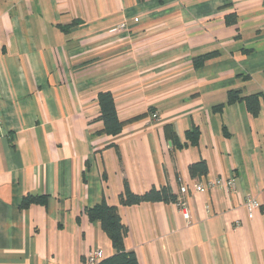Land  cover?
I'll list each match as a JSON object with an SVG mask.
<instances>
[{
  "label": "crops",
  "instance_id": "0c3cea01",
  "mask_svg": "<svg viewBox=\"0 0 264 264\" xmlns=\"http://www.w3.org/2000/svg\"><path fill=\"white\" fill-rule=\"evenodd\" d=\"M125 183L177 200L123 205ZM101 202L139 264H264V0H0V264L108 258Z\"/></svg>",
  "mask_w": 264,
  "mask_h": 264
},
{
  "label": "trees",
  "instance_id": "16d2710c",
  "mask_svg": "<svg viewBox=\"0 0 264 264\" xmlns=\"http://www.w3.org/2000/svg\"><path fill=\"white\" fill-rule=\"evenodd\" d=\"M205 56L196 59V64H201ZM252 97V96H251ZM251 97H246L249 106ZM99 103L101 108L100 120L104 123L103 131L107 134H117L121 131L123 122L119 119L115 106L114 96L111 91H101L99 93ZM252 107V106H250ZM189 130L188 136L196 138V132ZM175 135L173 134V138ZM174 140V139H173ZM190 172L193 176L205 175L208 172L206 161L200 160L190 165ZM177 195L172 193L169 188L152 187L144 193L133 192L128 183H125L124 189L120 195V201L123 205H130L144 201H176ZM45 203L46 197L42 195L29 194L22 201L23 206L30 203ZM87 213L91 218L100 221L102 228L111 238L114 253L99 264H139L136 254L132 251H126L124 240L127 233V227L123 224L118 207L109 205L106 202L98 203L94 206L87 207Z\"/></svg>",
  "mask_w": 264,
  "mask_h": 264
},
{
  "label": "built area",
  "instance_id": "2783aa9c",
  "mask_svg": "<svg viewBox=\"0 0 264 264\" xmlns=\"http://www.w3.org/2000/svg\"><path fill=\"white\" fill-rule=\"evenodd\" d=\"M122 26H124V24ZM153 116L157 117V114H154ZM213 186L224 188L227 190H234L236 187V183L233 177H229V178L219 177V178L211 179L208 185L195 184L194 187L196 191L204 192L206 191L207 187H213ZM260 205H261L260 201L255 196L249 195L247 197L246 207L250 217L254 216L255 211L260 207ZM184 216L186 218H189L188 210L184 211ZM102 256H103L102 251L98 248H95L87 255L85 263L99 264L100 261L102 260Z\"/></svg>",
  "mask_w": 264,
  "mask_h": 264
}]
</instances>
